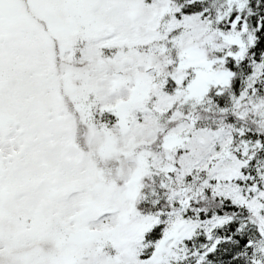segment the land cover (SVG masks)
Returning <instances> with one entry per match:
<instances>
[{
    "label": "snow or ice",
    "instance_id": "snow-or-ice-1",
    "mask_svg": "<svg viewBox=\"0 0 264 264\" xmlns=\"http://www.w3.org/2000/svg\"><path fill=\"white\" fill-rule=\"evenodd\" d=\"M0 264H264V0H0Z\"/></svg>",
    "mask_w": 264,
    "mask_h": 264
}]
</instances>
